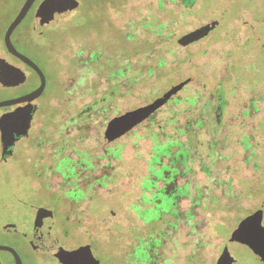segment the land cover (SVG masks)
<instances>
[{"label":"rangeland","instance_id":"374dc122","mask_svg":"<svg viewBox=\"0 0 264 264\" xmlns=\"http://www.w3.org/2000/svg\"><path fill=\"white\" fill-rule=\"evenodd\" d=\"M25 1L0 0V58L27 75L24 85L0 87V101L39 85L4 44ZM43 1L12 36L48 85L29 135L0 159L2 206L10 204L0 220L32 229L45 206L56 215L54 239L89 244L100 264H217L240 222L264 211V0H78L76 12L48 27L35 24ZM211 25L203 39L179 44ZM171 91L150 119L106 139L112 119ZM161 162L176 176L169 192L177 204L172 196L154 208L169 170ZM0 242L23 264H52L2 223ZM233 264H264V248Z\"/></svg>","mask_w":264,"mask_h":264},{"label":"water","instance_id":"95a60500","mask_svg":"<svg viewBox=\"0 0 264 264\" xmlns=\"http://www.w3.org/2000/svg\"><path fill=\"white\" fill-rule=\"evenodd\" d=\"M37 0H26L19 13L7 28L4 35V44L7 52L19 59L35 71L40 79V85L34 91L19 98L0 101V109L21 104L27 106L18 108L14 112L4 114L0 118V132L2 144V158L6 159L13 153V148L18 140L28 135L31 120L35 111L33 102L44 93L47 78L41 68L28 56L19 52L12 42V36L16 29L28 16ZM78 0H45L37 9L35 24L48 27L64 18H67L79 9ZM214 26H202L179 39V44L188 46L206 37ZM27 80L25 72L0 58V87H17ZM180 87H177V91ZM175 91L169 92L164 98L157 99L153 103L128 111L123 115L112 119L106 128L105 137L109 142H114L123 137L138 125L150 119ZM52 217V212H48ZM264 211L259 210L246 217L233 231L217 264H233L245 256H255L264 248ZM0 250H7L14 254L17 264H23L19 254L12 248L1 246ZM59 259V264H100L93 255L90 245L82 246L76 250L68 251L59 247L54 251Z\"/></svg>","mask_w":264,"mask_h":264},{"label":"flooded vegetation","instance_id":"af4514ba","mask_svg":"<svg viewBox=\"0 0 264 264\" xmlns=\"http://www.w3.org/2000/svg\"><path fill=\"white\" fill-rule=\"evenodd\" d=\"M181 1H182V3H184V5H189V3H188L189 1H195V0H181ZM15 59L18 62H21L19 59H17V58H15ZM22 65L25 66V68L31 69V68H29L27 65H25L23 63H22ZM39 85H40V79H39ZM39 85L37 87H34L33 89L29 90V91H26V92L18 95L16 98H19V97H22L24 95L29 94L30 92H32L36 88H38ZM47 85H46V88H47ZM36 101L37 100H35L33 102V105L35 106V111L33 113V118L31 120V123H32V121L34 119V116H35L36 112L38 111V107L35 105ZM25 106H27V104H21V105H18V106L2 108V109H6V111L3 113V115L7 114V113L14 112L18 108H22V107H25ZM218 107H219V101L217 100L216 116H217V123L219 124L220 120H219V109H218ZM88 109H91V107H88ZM194 122L196 123L195 118H194V116H191L190 119L188 120V123H187V130H188V133H189V136H190L189 137V141L195 143V140L197 138V136H196L197 134H196V129L194 127ZM28 135H29V131H28ZM26 138H27V136L23 137L21 139H26ZM20 140H18L16 142V144ZM0 146H1V153H2L1 132H0ZM11 157H12V155L8 156L6 159H3L2 158V154L0 155V159L2 160V162H5V163L9 159H11ZM182 157H184V155H182ZM158 165H160V169L162 167L166 166V167H168L169 170L166 172V176L163 179H159V181L163 183V186L156 193V195H158V196L160 195L162 198L158 199V201L155 203L154 208L159 206V205L162 206L164 199H166L168 197H172V196L175 197V200H176L175 205H176L177 204V197H178V196L176 197V195H177L176 190L172 191L171 193L169 192V188L173 189L175 187V183H176V176L174 175V171L171 170V167L169 165L162 164V162H161V164H158ZM44 173H45L44 171L37 170V171H35V176L37 178H45L46 175ZM168 174H169V176H168ZM154 188H158L157 184L155 185V187H153V189ZM79 192H82V191H79ZM82 196H83V194H82ZM3 197H4L3 194L0 192V208H8L7 206H9L10 204L7 205L6 207L2 206ZM49 211L52 212V214H53L52 217L49 215V213H48ZM139 217L140 218L142 217L141 214H139ZM143 219L145 220V224H146L147 223V217H143ZM66 221L70 222L71 218L70 217H66ZM0 223H2L3 228L5 229V232L19 234L27 242L28 246L33 251V253H35L36 255L40 256L41 259H45V257H49L52 260V264H59V259L55 256V253H54L55 249H57L59 247H63L64 249H66L68 251H73V250H76V249H78V248H80V247H82L84 245H87V243L86 244H81L80 243V244L71 245V246H66V245H62V244L60 245V242H57L54 239V236H55L54 235V228H55V225H56L55 212L53 210H50V209L46 208L45 206H43V207L41 206V207L38 208V215L36 217V220L34 221V226H33L32 229L30 228L28 230H26V229L22 230V227H23L22 223L21 222H17L15 220H12L9 217H5L3 220H0ZM62 236L65 237V238L69 237L70 236V232L66 231L65 233H63ZM0 245L1 246H6V247H10V248L14 249L19 254V256H20V258L22 260L21 253H20V251L18 249H16L15 247H13L11 245H8V244H5V243H1V242H0ZM0 252H4V253H6V254H8L10 256V260L8 262L3 260L0 257V264H17L16 258H15L14 254L12 252L7 251V250H0ZM22 263H23V261H22Z\"/></svg>","mask_w":264,"mask_h":264}]
</instances>
